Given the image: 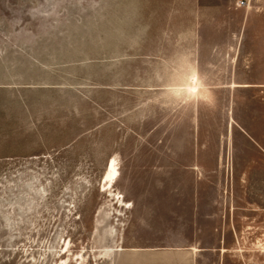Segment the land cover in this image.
I'll return each instance as SVG.
<instances>
[{"label":"rangeland","instance_id":"rangeland-1","mask_svg":"<svg viewBox=\"0 0 264 264\" xmlns=\"http://www.w3.org/2000/svg\"><path fill=\"white\" fill-rule=\"evenodd\" d=\"M123 262L264 264V0H0V264Z\"/></svg>","mask_w":264,"mask_h":264},{"label":"built area","instance_id":"built-area-1","mask_svg":"<svg viewBox=\"0 0 264 264\" xmlns=\"http://www.w3.org/2000/svg\"><path fill=\"white\" fill-rule=\"evenodd\" d=\"M238 5H239L240 7H241V6H244V5H245V2L242 1V2H240Z\"/></svg>","mask_w":264,"mask_h":264},{"label":"crops","instance_id":"crops-1","mask_svg":"<svg viewBox=\"0 0 264 264\" xmlns=\"http://www.w3.org/2000/svg\"><path fill=\"white\" fill-rule=\"evenodd\" d=\"M120 251H121V250H120ZM123 264H127V263H124V262H123Z\"/></svg>","mask_w":264,"mask_h":264}]
</instances>
